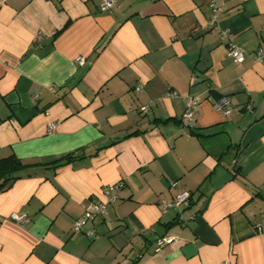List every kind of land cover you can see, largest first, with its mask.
Instances as JSON below:
<instances>
[{
  "label": "crops",
  "instance_id": "1",
  "mask_svg": "<svg viewBox=\"0 0 264 264\" xmlns=\"http://www.w3.org/2000/svg\"><path fill=\"white\" fill-rule=\"evenodd\" d=\"M102 2L0 0V160L40 164L0 193V264H264V0Z\"/></svg>",
  "mask_w": 264,
  "mask_h": 264
},
{
  "label": "built area",
  "instance_id": "2",
  "mask_svg": "<svg viewBox=\"0 0 264 264\" xmlns=\"http://www.w3.org/2000/svg\"><path fill=\"white\" fill-rule=\"evenodd\" d=\"M115 0H103L100 10L101 12L109 11L113 8ZM213 7V20L212 25L216 23L218 18L219 9L215 6ZM41 36H37V39H40ZM230 31L222 30L220 33V39L222 43L227 44L228 47V55L232 58L236 63H243L246 59L245 51L237 46L236 44L229 41ZM252 58L256 62H264V44L259 46L257 50L252 54ZM76 63L79 66H83L85 64V58L78 57L76 59ZM169 97H176L178 94L176 92H170ZM198 105V101L194 98H189L188 106L186 112L182 116V120L189 126L190 128H194V115L195 109ZM214 108L217 111H220L225 117H228L232 113V106L230 98L222 97L214 103ZM143 110H146L144 108ZM120 187V185L108 186L104 190V195L106 197V201H97L90 202L84 209V214L81 218L76 220L73 224V232L81 233L87 227V225L91 222H94L97 218L102 217L106 214L107 205L116 202V196L114 192ZM191 198V194L189 192H183L179 194L173 201L162 203V212L167 213L170 210L179 209L183 204L188 202ZM11 218L19 223L26 222V216L20 214H12ZM258 230L264 232V223L258 226ZM89 237L95 236V230H90L87 232ZM174 239L169 237L159 238L156 242L155 253H160L162 249L167 246L173 244Z\"/></svg>",
  "mask_w": 264,
  "mask_h": 264
},
{
  "label": "trees",
  "instance_id": "3",
  "mask_svg": "<svg viewBox=\"0 0 264 264\" xmlns=\"http://www.w3.org/2000/svg\"><path fill=\"white\" fill-rule=\"evenodd\" d=\"M77 157L68 156L61 160L55 161L51 164L44 165L45 168L58 169L61 166L72 163ZM40 164H25L16 157H8L0 160V193L9 189L17 180L22 176L21 173L30 169L31 167H37Z\"/></svg>",
  "mask_w": 264,
  "mask_h": 264
}]
</instances>
